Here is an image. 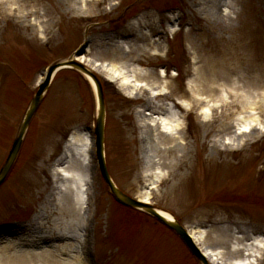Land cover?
<instances>
[{
    "label": "rangeland",
    "instance_id": "obj_1",
    "mask_svg": "<svg viewBox=\"0 0 264 264\" xmlns=\"http://www.w3.org/2000/svg\"><path fill=\"white\" fill-rule=\"evenodd\" d=\"M219 1L0 0V170L47 68L86 61L90 66H83L104 87L105 158L117 187L175 217L219 264H226L234 247L245 252L256 241L263 245L259 264H264V0H225L228 13H217L214 22L216 16L208 9L214 3L218 10ZM170 16L177 32L168 35V42L162 40L167 59L139 67L155 74L166 68L174 96L188 93L190 82L199 78L196 69L205 81L217 79L209 71L218 73L224 65L236 68L228 76L234 81L218 80L222 93L214 94V102L225 98L230 110L211 114L213 101L201 106L196 101L194 109L181 113L182 136L190 145L182 146L181 163L176 154L160 148L155 154L153 146L142 143V118L135 111L148 95L130 99L117 83L93 70L97 63L108 64V69L118 65L110 40L133 35L138 20L155 19L164 30L170 27ZM227 89L232 93L226 94ZM163 102L170 101L156 104ZM231 103L245 105L249 113L240 107L231 111ZM223 112L228 120L221 117ZM206 115L210 118L204 122ZM97 116L96 95L86 77L76 70L60 71L0 187V257L15 264H51V253L57 260L78 258L80 264H202L169 228L114 200L96 159ZM207 123L212 125L205 132ZM226 124H235L240 136L234 127L220 133ZM73 135L93 142L87 145L83 208L61 189L64 182L54 184L51 175ZM83 240L86 254L81 251Z\"/></svg>",
    "mask_w": 264,
    "mask_h": 264
},
{
    "label": "bare ground",
    "instance_id": "obj_2",
    "mask_svg": "<svg viewBox=\"0 0 264 264\" xmlns=\"http://www.w3.org/2000/svg\"><path fill=\"white\" fill-rule=\"evenodd\" d=\"M229 8L228 5L225 4V0L219 1L218 4V10L216 9V5L213 3L211 6V9H208L209 14L214 17L216 16V19H214V22H217V13L222 14L224 13L227 15ZM219 11V12H218ZM168 22L170 23V27L165 28L164 30H161L160 22L156 21L155 19L148 18L147 20H138V23L134 25L132 29L133 35L131 34H121L116 39L110 40L111 44V50L112 51V59L117 60V66H114V69L110 68L108 69L109 65L106 64H99L97 63L94 65L93 70L97 71L99 74L103 75L105 79L111 83V84H118L120 91L128 98L138 100L141 98V94L144 92L148 95V99L146 100V103L144 106L141 107V109L135 111L137 115H139L142 118V124L140 129L144 128V133L142 137V143L144 146H153L155 151V154L159 152L158 148L163 150L164 154H169L175 156L177 155V163H181V154L185 148L184 146H190L188 142H185L184 137L182 136V114L185 111H189L190 109H194L195 106H197L196 101L199 102V105L206 102H214V94L215 92L221 94L222 91L220 89V85L218 83V80L220 82H233L234 80L229 79L230 75L235 72L234 69L231 67H224L219 68L218 73H212L211 71L207 72V74L214 75L217 79H206L205 81H202L199 69L195 70V77H199L194 82H190L188 87V93L179 96L173 95V85L171 82H167V79L169 77V73L166 72L164 69L157 70L156 74L150 70H144L140 68L141 66H145L149 68V62L151 60H162L165 61L168 57V54L166 53L164 55V51L162 48V40L164 42H168V35L169 34H176L175 27H171L172 21L171 16L168 17ZM209 17L206 18L207 21ZM141 21V22H140ZM220 23V22H219ZM144 25V26H142ZM169 26V25H168ZM173 26V25H172ZM145 28V31H140L139 28ZM189 34V32H188ZM159 40H156L154 38H157ZM110 38V37H109ZM142 44V48L140 47ZM195 43H192L191 46L194 47ZM196 46V45H195ZM236 61H238V57L235 55L233 56ZM223 59V58H221ZM80 61L81 63H85L90 66L89 63L86 61L76 60ZM240 62V61H239ZM231 64V63H230ZM238 64V63H237ZM140 66V67H139ZM165 66V65H163ZM113 67V66H112ZM62 69L57 70L54 77L61 71ZM156 75V76H155ZM176 71H173L170 73V76H175ZM155 77H157L155 79ZM228 77V78H227ZM154 78V79H153ZM222 79V80H221ZM90 80V78H89ZM152 80H155L154 82ZM91 84L94 86L93 82L90 80ZM203 82H206L204 84ZM222 86V85H221ZM224 86V85H223ZM231 90H226V94L230 92ZM232 93V92H230ZM200 97H206V101L204 99H200ZM213 98V99H212ZM169 100L170 102L167 103H158L156 104L157 100ZM197 99V100H196ZM189 102L186 104V102ZM201 101V102H200ZM226 99L224 98H218L215 100L214 104L212 105L213 108H211V111L213 114V111L219 108L226 109L228 107V104H226ZM227 105V106H226ZM237 104L231 103V111L235 107H240V111L243 114H248L247 107L244 106H236ZM199 106V107H200ZM227 110H230L227 108ZM221 117H224L226 120L229 119L228 115L226 113H222ZM210 118V115H206L205 119L207 122ZM255 122V119H253ZM233 124V121H231ZM212 124L207 123L206 126H203V129L205 132H207V128L211 126ZM225 127L223 130H220L219 132H226L229 130H233V127L236 129L235 124L232 126L224 125ZM218 132V134H220ZM245 132H241L240 134H244ZM237 134V131H236ZM239 135V133L237 134ZM240 136V135H239ZM86 141V143H85ZM184 142V143H183ZM225 144L224 142H222ZM93 146V142L91 139H77L76 136L73 135L69 140H67L64 153L62 156L58 158L56 163L53 165L52 169V180L54 184L56 182L63 181V187L61 189L65 190L67 194H73V199L76 202H80L82 204V208L86 203L85 200V194H86V180H85V171L88 167V162L85 161L86 157L89 156V146ZM165 146V148H163ZM166 146H170L166 149ZM183 146V147H182ZM147 150V149H146ZM145 150V151H146ZM161 152V151H160ZM179 156V157H178ZM150 158V160H152ZM179 161V162H178ZM156 166V165H154ZM179 169V168H178ZM154 176V174L151 173V177ZM56 180V181H55ZM55 188V187H54ZM142 202H148L146 199H139ZM68 205H71V203L68 202ZM70 208V207H69ZM69 210V209H68ZM160 214L167 220L168 222L174 223L176 220L175 218L170 215L169 213H166L162 210H159ZM74 213V212H73ZM75 216V215H74ZM87 227V224H86ZM83 232L86 234V230L84 229ZM85 234L83 233V237L85 238ZM33 236V235H32ZM194 242L204 255L207 257V259L211 262V264H219L218 260L214 258V255L208 251H205L203 248H201L200 240L197 239V237L193 236L191 234ZM53 238H51V241ZM57 241V240H56ZM77 241V240H75ZM86 242V241H85ZM83 240V248H81V251L86 254L87 248L86 243ZM253 242L251 245L252 247L246 248L245 252H243V248H235L231 249L229 252V258L226 260V264H259V257L262 256L261 250L263 248L262 244H259ZM67 245V244H66ZM70 248L72 246L68 245ZM51 249H59V247L55 244H51ZM73 249V248H72ZM43 253V252H42ZM42 253H36L42 255ZM49 253H46L47 255ZM39 257V256H38ZM41 258V257H40ZM60 259V257H59ZM57 260L56 257H54L53 253H51V264H80L79 259L77 258L74 260L72 256H67L66 260ZM15 261L8 262V258L0 257V264H15Z\"/></svg>",
    "mask_w": 264,
    "mask_h": 264
},
{
    "label": "water",
    "instance_id": "obj_3",
    "mask_svg": "<svg viewBox=\"0 0 264 264\" xmlns=\"http://www.w3.org/2000/svg\"><path fill=\"white\" fill-rule=\"evenodd\" d=\"M67 67H71V68H74L80 71L83 75L90 78L95 85L97 101L99 105V113H98V118H97V123H96V128H95L96 156H97L101 176L104 182L106 183V185L108 186L115 200L119 204L127 208H132L135 210L143 211L149 214L150 216H152L153 218H155L156 220H158L159 222H161L163 225H165L170 230L176 233V235L187 246V248L190 250L193 256H195L202 264H209L205 255L201 252V250L197 247V245L193 241L191 235L180 223H178L177 221H175L174 223L168 222L167 220H165V218H163L160 212L156 210L153 206L147 203H144L140 200L131 198L130 196L122 192L113 182L109 174L107 164H106V159H105L106 110H105V99H104V93H103V86L98 80V78L93 73H91L84 66L76 62H70L67 64H58L56 66H53L49 70L44 84L40 86L35 98L33 99L31 103L30 109L25 116V119L23 121L21 130H20V134L18 138L15 140L4 166L0 170V187L5 183L9 173L11 172V169L13 168V165L20 153L22 143L24 140V136L27 132V129L35 113L40 107L42 101L44 100L45 95L49 91L53 76L55 75L57 70L67 68Z\"/></svg>",
    "mask_w": 264,
    "mask_h": 264
}]
</instances>
